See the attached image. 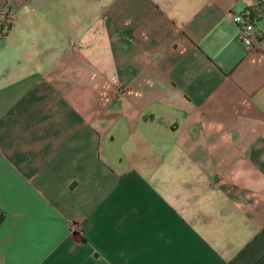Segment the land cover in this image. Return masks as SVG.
Instances as JSON below:
<instances>
[{"label":"crops","instance_id":"obj_1","mask_svg":"<svg viewBox=\"0 0 264 264\" xmlns=\"http://www.w3.org/2000/svg\"><path fill=\"white\" fill-rule=\"evenodd\" d=\"M264 0H0V264H264Z\"/></svg>","mask_w":264,"mask_h":264},{"label":"built area","instance_id":"obj_2","mask_svg":"<svg viewBox=\"0 0 264 264\" xmlns=\"http://www.w3.org/2000/svg\"><path fill=\"white\" fill-rule=\"evenodd\" d=\"M264 15V5L255 3L233 13L236 24V36L248 51L254 50L261 41L262 32L258 23Z\"/></svg>","mask_w":264,"mask_h":264},{"label":"trees","instance_id":"obj_3","mask_svg":"<svg viewBox=\"0 0 264 264\" xmlns=\"http://www.w3.org/2000/svg\"><path fill=\"white\" fill-rule=\"evenodd\" d=\"M2 220H3V214L0 213V223L2 222Z\"/></svg>","mask_w":264,"mask_h":264}]
</instances>
